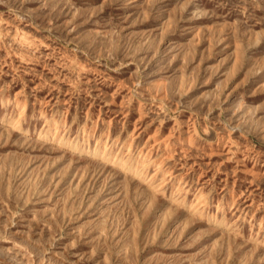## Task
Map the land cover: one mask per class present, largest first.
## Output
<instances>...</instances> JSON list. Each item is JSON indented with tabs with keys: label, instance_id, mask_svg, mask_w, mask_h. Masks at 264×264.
<instances>
[{
	"label": "rangeland",
	"instance_id": "obj_1",
	"mask_svg": "<svg viewBox=\"0 0 264 264\" xmlns=\"http://www.w3.org/2000/svg\"><path fill=\"white\" fill-rule=\"evenodd\" d=\"M0 264H264V0H0Z\"/></svg>",
	"mask_w": 264,
	"mask_h": 264
},
{
	"label": "bare ground",
	"instance_id": "obj_2",
	"mask_svg": "<svg viewBox=\"0 0 264 264\" xmlns=\"http://www.w3.org/2000/svg\"><path fill=\"white\" fill-rule=\"evenodd\" d=\"M38 136L41 138V139H49V140H52L54 136H51L49 137L48 135H44V134H38ZM129 146V145H128ZM74 148L78 149L77 146H75ZM92 155L93 156H97L100 157V159H104V160H107V161H110V162H115L117 165L120 166V168H124V169H127L129 170L130 172H132L134 174L135 177H139L140 174H141V170L143 168L146 167V165H148L150 162L148 160H143L141 162V169H138V167L136 166H132V164L129 162V163H126V162H116V158L115 157H110L108 156L105 152L102 153V154H99L98 152L94 151L92 152ZM142 158V157H141ZM129 161V160H128ZM156 173V172H155Z\"/></svg>",
	"mask_w": 264,
	"mask_h": 264
}]
</instances>
